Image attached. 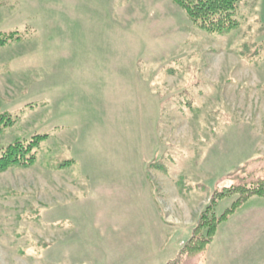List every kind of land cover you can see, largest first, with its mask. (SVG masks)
<instances>
[{
	"label": "rangeland",
	"instance_id": "rangeland-1",
	"mask_svg": "<svg viewBox=\"0 0 264 264\" xmlns=\"http://www.w3.org/2000/svg\"><path fill=\"white\" fill-rule=\"evenodd\" d=\"M236 19L210 34L171 0H0L18 37L0 46V149L47 134L0 173V264H163L159 214L180 248L214 190L264 177V0ZM216 237L179 264H264V197Z\"/></svg>",
	"mask_w": 264,
	"mask_h": 264
},
{
	"label": "trees",
	"instance_id": "trees-1",
	"mask_svg": "<svg viewBox=\"0 0 264 264\" xmlns=\"http://www.w3.org/2000/svg\"><path fill=\"white\" fill-rule=\"evenodd\" d=\"M179 6L188 18L203 31L213 33L228 32L238 26L236 19L239 0H171ZM17 31L0 32V46L18 37ZM15 119L9 114H0V127H9ZM47 134H33L25 140H14L0 149V173L11 166L29 167L36 161L39 145ZM253 196L264 197V177H255L216 189L201 209L189 237L183 242L176 255L165 264H179L185 257L202 254L212 242L217 228L232 216ZM224 198H234L221 214L215 208Z\"/></svg>",
	"mask_w": 264,
	"mask_h": 264
},
{
	"label": "crops",
	"instance_id": "crops-1",
	"mask_svg": "<svg viewBox=\"0 0 264 264\" xmlns=\"http://www.w3.org/2000/svg\"><path fill=\"white\" fill-rule=\"evenodd\" d=\"M158 207H156V209H157ZM235 214V213H234ZM233 214V215H234ZM164 217V218H163ZM231 217V216H230ZM229 217V218H230ZM197 218H198V215H197V217L196 218H192V220H191V225H188L187 227H186V229L188 230L189 229V231H191V228H192V226L196 223V221H197ZM228 218V219H229ZM159 219H160V221H159V227L161 226H163L162 227V229H163V234L162 235H160V237H159V240H157V241H159V243H160V247L161 248H164L165 246L167 247V248H169V250L171 251L170 253V255H169V258L163 263V264H165L167 261H169V260H171L175 255H176V253H177V251H178V248H177V242H178V218L177 217H175L173 220H171V221H165V216L164 215H162V214H159ZM227 219V220H228ZM227 220L225 221V222H227ZM220 226V225H219ZM219 226H218V228H219ZM218 228H217V231H218ZM217 231H216V234H217ZM189 233V232H188ZM216 234H215V236H214V238H213V240H212V242L209 244V246L211 245V244H213V242H215V240H216ZM188 237H186L185 239H187ZM208 246V247H209ZM208 247H207V249H208ZM207 249H206V251H207ZM142 251H145L144 249L142 250ZM145 253V252H144ZM152 260H151V256L149 255V254H147L146 253V255L145 254H142V256L140 257V256H137L135 259H133V261H132V264H153L152 262H151ZM207 264H213L211 261H209ZM218 264H221L220 262L218 263ZM227 264V263H226Z\"/></svg>",
	"mask_w": 264,
	"mask_h": 264
}]
</instances>
